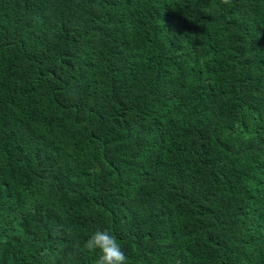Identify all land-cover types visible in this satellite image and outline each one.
Returning a JSON list of instances; mask_svg holds the SVG:
<instances>
[{
	"label": "trees",
	"instance_id": "1",
	"mask_svg": "<svg viewBox=\"0 0 264 264\" xmlns=\"http://www.w3.org/2000/svg\"><path fill=\"white\" fill-rule=\"evenodd\" d=\"M61 217L127 264H264V0H0V264H64Z\"/></svg>",
	"mask_w": 264,
	"mask_h": 264
},
{
	"label": "clouds",
	"instance_id": "2",
	"mask_svg": "<svg viewBox=\"0 0 264 264\" xmlns=\"http://www.w3.org/2000/svg\"><path fill=\"white\" fill-rule=\"evenodd\" d=\"M223 2L227 4L229 0H223ZM48 192L49 184L45 180L36 181L29 189V194L34 200L46 199ZM51 234L58 240V253H63L65 249H69L64 264H74L73 254L81 250L97 253L98 259H96L95 264H127V257L121 244L109 230H96L81 242L75 236L71 223L61 217L59 222H53Z\"/></svg>",
	"mask_w": 264,
	"mask_h": 264
}]
</instances>
